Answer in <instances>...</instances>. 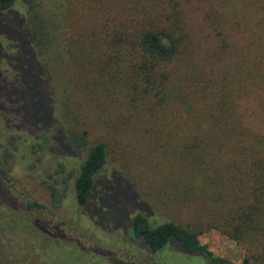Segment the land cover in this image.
Segmentation results:
<instances>
[{
	"label": "rangeland",
	"instance_id": "374dc122",
	"mask_svg": "<svg viewBox=\"0 0 264 264\" xmlns=\"http://www.w3.org/2000/svg\"><path fill=\"white\" fill-rule=\"evenodd\" d=\"M170 1L173 16L169 5L158 25L164 33L172 26L177 53L153 70L155 78L165 74L155 96L150 89L142 96V71L129 68L140 54L108 45L109 29L117 30L111 24L128 13L109 17L106 1L98 8L90 0H31L46 42L39 53L45 82L37 81L42 92L32 104L40 109L29 117H47L49 87L52 117L64 131H84L87 145L102 142L106 158L79 207L72 183L81 159L51 151L49 139L39 148L41 137L19 127L14 111L0 112L8 178L0 185L16 211L0 213V264H216L209 257L264 264V232L256 229L258 217L264 223V176L259 187L251 171L264 158V0ZM2 28L22 39L14 16ZM7 38L0 34V91L10 97L18 91L9 87L16 47ZM26 201L42 207L28 210ZM136 212L151 226L173 221L197 232L210 256L179 245L150 252L131 233Z\"/></svg>",
	"mask_w": 264,
	"mask_h": 264
},
{
	"label": "trees",
	"instance_id": "16d2710c",
	"mask_svg": "<svg viewBox=\"0 0 264 264\" xmlns=\"http://www.w3.org/2000/svg\"><path fill=\"white\" fill-rule=\"evenodd\" d=\"M98 4V8L102 5L103 7L107 3L109 6V17L113 15L120 14L122 12L128 13L126 18L117 20L111 24L112 27H117V30L113 28L109 29L108 45L110 47H130L135 49L140 54V62H132L133 57L130 58L132 63H129V68L131 69L134 66H138L141 70L140 79H142L140 92L142 96H147L151 90L152 94L155 96V92L159 87V83L165 79L164 73H158V75L153 77V70L163 63L170 61L177 53L179 38L174 37L170 32V27L168 33L158 25V22L163 15L167 13V7L170 5V11L168 13L173 16L172 5L176 1L170 0H90ZM94 3V4H95ZM157 3V4H156ZM155 7L153 8V5ZM19 6L25 7L24 12L19 10ZM96 6V4H95ZM94 6V7H95ZM112 6H114V11L112 12ZM133 7L137 10V16L132 15L131 11ZM128 8V9H127ZM23 11V10H22ZM15 17L16 27L22 34V39H17L16 37H11L6 32V29L2 28V25L8 18ZM100 18V17H99ZM101 22V21H100ZM109 22H112V18H109ZM174 20L172 25H174ZM110 26V25H109ZM0 34L7 36L8 40L13 43V46L16 47V53L13 56V70L16 73L15 84H12L13 89L15 87V93L17 96L6 95L5 91H0V112L5 113L11 111L12 114H16V124L21 127L23 130L33 134L35 138L41 137V141L38 142V147L42 144V141L45 139L52 140V143L48 145L49 149L54 151L57 154H60L65 157H76L81 159L77 173L73 179L72 190L74 193V199L76 204L79 207L84 206L88 202V197L91 194L93 189L96 176L102 166L105 163L106 150L105 145L102 142H94L90 145H87L85 132L82 131L78 133L72 129H67L64 131L57 121L52 117V99L49 87L47 92L49 95V102L44 103L45 112H47V117L44 119L39 118L40 111H36L35 117H29V114L32 113L29 111L30 108L40 109L32 105L35 100H37L42 92L41 89L37 88L39 84L38 80L45 82V71L42 64L39 62V53L41 52L40 47L45 45L46 34L44 28V22L34 9V5L31 0H0ZM107 43V42H106ZM23 47H28L25 52L22 50ZM2 55L0 57V63L3 61L4 51L2 49ZM29 57L30 66L28 67V74L33 78L25 81L22 77L24 69H26L24 64V58ZM129 75V74H128ZM138 80V79H137ZM3 80H0V83ZM38 81V82H37ZM5 82V81H4ZM7 83V82H5ZM30 86L31 95L29 98L24 97L22 93L26 89L25 86ZM151 86V88H150ZM129 87L132 90H135L137 85L135 83H129ZM25 88V89H24ZM108 90V89H107ZM109 93V91L107 92ZM21 97V98H19ZM164 96L159 97L158 104H161ZM224 98V97H223ZM9 102V104L7 103ZM31 104V105H30ZM155 104V105H158ZM231 103L229 104V106ZM33 106V107H30ZM211 108V105H207ZM14 111V113H13ZM43 111V112H44ZM50 113V114H49ZM37 115V116H36ZM27 118L29 120H27ZM222 123V122H221ZM218 124V123H217ZM38 132H40L38 134ZM43 139V140H42ZM44 142V141H43ZM82 155V157H81ZM264 156V154H263ZM7 159V158H6ZM5 159V161H6ZM191 160V159H189ZM259 169L261 173H257V164L251 167V171L254 172V181L257 186L261 187V183L264 176V158L261 160ZM8 179L5 171L0 166V180ZM52 192L50 195L55 198V201L59 199L58 196L53 192L54 188L49 187ZM11 199L9 191L5 188L3 189L0 185V213L2 210L7 209L9 212H16L11 206ZM22 207L28 210H37L42 207L41 204L35 201H26L21 204ZM231 212H227L226 215L231 216ZM236 215L232 214L231 217ZM261 223L258 217V226L256 229H260V232H264L262 226L263 216ZM238 228V227H236ZM131 233L134 237L139 238L145 247L152 253L159 251L167 246H177L179 245L182 249L186 250L188 253H202L205 252L208 256L210 253L205 251L204 246L198 244L197 232L193 230H188L173 221H166L151 226L147 216L141 212H136L130 221ZM251 229H254L251 227ZM213 263L216 264H231L226 259L223 258H213L209 257ZM241 264H259L256 261H250L247 258H243Z\"/></svg>",
	"mask_w": 264,
	"mask_h": 264
}]
</instances>
